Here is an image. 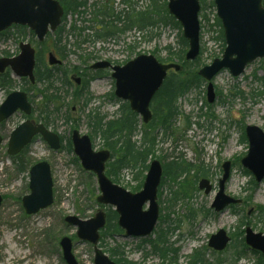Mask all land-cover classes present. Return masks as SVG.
<instances>
[{
    "label": "rangeland",
    "instance_id": "374dc122",
    "mask_svg": "<svg viewBox=\"0 0 264 264\" xmlns=\"http://www.w3.org/2000/svg\"><path fill=\"white\" fill-rule=\"evenodd\" d=\"M123 1L90 0L89 14L68 16L63 24L65 28L61 34V42H57L58 32L52 34L51 40L47 42L50 51H54L56 46L66 48L65 59L54 52L63 61V69L67 70L66 78L72 85L63 86L61 80L65 81V75L54 71L55 88L60 90L58 96L64 106L48 120L49 129L64 137L65 145L75 128L92 139L95 151L106 149L102 136L93 131V122H90L88 115L96 113L107 122L120 114L123 102L114 95L115 81L111 77L112 72L97 71L101 73L97 74L91 66L103 61L123 66L140 55H152L159 61L168 63V49L171 48L173 54L182 49L179 44L182 29L160 22L149 29V33L135 28L118 33L108 40H97L94 35L102 31V26L98 19L93 20V4L98 3L96 9L110 5L115 13L126 11L130 14L142 12L148 6L147 0H130V5ZM205 14L211 25L216 11L207 7ZM73 25L77 29L91 28L84 30L80 37L77 31L76 34L71 32ZM209 25L206 21L200 22V47L203 54L200 56L199 70L223 56V43L218 40L217 29H211ZM84 38L89 41L80 44ZM22 41L38 49V41L30 30H26L20 38H17L13 30L8 36L0 38V58L7 54L11 57L18 55ZM48 52L44 54L46 64ZM185 75L186 73L181 76ZM72 78H82L89 82L87 93L79 101L77 97L80 90ZM260 78H264L263 59L249 65L240 77H233L228 70L216 76L212 80L216 93L213 104L207 102L206 81L179 100V116L172 120L171 127L167 131L159 128L154 133V153L149 157L147 165L154 159L160 161L163 167L178 161L192 165L194 172L175 182L163 175L158 190L160 218L155 232L143 239L128 238L124 231L107 235L102 249L109 257L112 256L110 251H115L119 256L112 259L115 261L121 258L124 261L122 264H187L189 257L201 250L206 252V257L214 264H218L216 259L221 264H236L234 245H238L242 238L244 240V236L239 239V233L248 226L256 233H264V220L260 218L259 210V207H264V180L252 191V177L245 174L241 165V159L247 155L249 148L244 138L246 127L256 126L264 131V81L258 80ZM12 79L16 82L15 86L0 88V105L10 93L25 91L29 87L28 81L15 77ZM42 89L43 84H39L28 92L29 97L34 99L32 104L35 110L30 119L36 122L44 120L40 109H36L41 104L42 97L38 91ZM25 119L22 113H17L0 126V135L4 139L0 147V195L3 198L0 207V264H66L59 246L64 237L72 240L73 254L78 264H94L93 247L79 240L76 236L77 228L66 224L64 219L77 216L82 220H89L102 208L105 211L113 208L101 207L97 203L100 195L97 180L82 169L73 153L66 150L53 151L38 137L19 156L8 155L10 135ZM139 123L143 125L141 118ZM134 141L138 146L141 145V128ZM227 161L231 162L232 170L226 184V195L241 200L242 203L236 209L229 208L223 213H216L211 205L218 192V182L223 173L222 164ZM39 162H47L51 167L54 203L35 215H27L22 199L29 194V169ZM197 170L200 174L196 178ZM146 175L147 169H126L120 173L118 182L115 183L132 192V188L144 182ZM201 179H207L214 186L211 194L206 195L198 189ZM187 186L190 188L186 190V197L172 200L175 191ZM193 186L195 189H191ZM147 208L148 205L145 206ZM244 216L245 227L242 228L240 220ZM116 223L117 220L114 221ZM160 226L169 231L168 242L176 250V254L172 253L166 260L151 253L150 245L144 242L154 239ZM223 229L232 237L233 246L229 245L226 251L213 257L208 248L209 239ZM237 264H257V260L249 249Z\"/></svg>",
    "mask_w": 264,
    "mask_h": 264
},
{
    "label": "water",
    "instance_id": "95a60500",
    "mask_svg": "<svg viewBox=\"0 0 264 264\" xmlns=\"http://www.w3.org/2000/svg\"><path fill=\"white\" fill-rule=\"evenodd\" d=\"M216 14L220 19L226 48L221 59H215L211 65L204 66L199 76L208 82L207 102L213 104L216 94L212 80L223 70H228L233 77H240L246 68L258 59H264V0H214ZM169 14L172 15L183 29V37L188 41L187 62L195 61L200 55V0H169ZM64 10L57 0H0V33L14 25L27 27L33 31L39 42H43L51 32L57 31L62 23ZM19 55L0 58V74L8 69L18 79H28L35 84L36 49L31 44L22 42ZM50 66L62 64L53 53L47 58ZM93 70H112L115 80V97L128 102L131 110L136 113L144 124L151 122L153 114L150 106L170 70L181 71L176 63L163 64L152 55H140L124 66H113L107 61L91 66ZM77 84L80 79H74ZM26 117L32 114V104L23 91H14L0 105V125L16 113ZM249 143L247 155L241 160L242 166L255 178L257 183L264 179V131L256 126L246 128ZM36 136H40L54 151L61 148L60 136L43 124H35L25 120L10 135L7 153L19 155ZM4 140L0 135V146ZM74 154L82 168L95 175L100 191L97 202L115 208L118 214V225L125 231L128 238H146L153 234L160 217L158 190L162 181L163 166L158 160L151 161L141 191L132 193L116 185L106 175V164L111 159L109 150L96 152L91 138L74 130L71 134ZM231 162L223 163V175L219 180V191L211 205L216 213H223L231 205L241 203L226 195V183L231 175ZM198 188L206 195L212 193L213 185L202 179ZM30 194L22 200L27 215L37 214L47 209L54 202L53 180L51 168L47 162L33 165L29 171ZM3 198L0 195V207ZM148 204V209L144 207ZM68 225L77 228V237L93 246L94 264H116L99 248L100 232L107 223L105 211L99 210L89 220L77 216L65 218ZM231 238L225 230H220L210 237L208 246L215 252L224 251ZM245 243L254 251L264 254V234L255 233L252 228L245 230ZM63 259L66 264H78L73 255V243L68 237L60 241Z\"/></svg>",
    "mask_w": 264,
    "mask_h": 264
},
{
    "label": "trees",
    "instance_id": "16d2710c",
    "mask_svg": "<svg viewBox=\"0 0 264 264\" xmlns=\"http://www.w3.org/2000/svg\"><path fill=\"white\" fill-rule=\"evenodd\" d=\"M58 1L62 5L65 12L63 24L66 23L68 16H82L84 14H89L90 0ZM147 1L148 6L142 12H133L132 14L128 12L126 13V11L115 13L113 7L110 5L108 7L103 6L101 8L96 9L98 3L93 4V11H91L94 16L93 20L98 19L100 26H102V31L97 32L94 37L97 40H108L115 37L118 33H125L135 28L140 32L149 33V29H153L159 22L164 23L167 26L172 25L178 30H181L179 23H177L175 19L169 15L167 9L168 0ZM200 1L202 4L203 12V14H201V20L202 22L206 21L209 25L210 19L205 14V12L207 10V7L215 9V5L212 0L209 2L207 0ZM123 3L130 5V0H124ZM212 22L213 23L209 25V27L211 29H217L218 40H221V42L223 43L224 50L225 39L222 24L215 15ZM64 28L65 27L63 26L59 29V32L57 34V42H61V34L63 33ZM88 28L91 27L77 29V26L73 25L71 27V32H74V34H76L77 31L78 36L81 37V33ZM13 30L15 31L17 38H20V36L25 33L27 28L13 27L4 33H1L0 38L8 36L9 33ZM31 34L33 35V33ZM51 38L52 36L50 35L44 43H42L41 45L39 44L40 46L38 45L37 65L35 70L36 83L34 85H31L29 83V87L25 90L26 92H30L34 90L39 84H43V89L38 91L39 95H41L42 97L40 104L42 108H40L39 105V107H37L36 109H40L42 117L44 119L38 122L43 123L46 127H48V120L53 116V114H56L64 106L62 99L58 96L60 90L55 88L54 71L62 72L63 75H65V81L61 80L63 86H65V84L72 85V83L66 78L67 70L63 69V66L49 67L45 62L44 54L46 51L50 52L47 47V42H49ZM88 41V39L84 38L80 42V44H83ZM179 44L181 45L182 49L176 54H173L171 52V48L168 49L170 56L167 60L168 63L177 62L181 65L182 70L178 74L171 72V74L164 82L163 87L155 96L151 105V109L153 112V121L149 125H140L139 117L134 112H132L128 103L121 104L119 116L107 122L103 117H100L96 113L88 115L90 122H93V131L95 132V134H100L102 136L104 140V147L110 150L112 153L111 160L107 164L106 173L110 178H113L114 182H118V177L120 173L126 169H140V171L145 169L148 170V159L150 156L153 155L156 143V137L154 135L155 131L159 128H163L164 131H167L171 127L172 120L179 116V110L177 107L179 100L183 96L188 94L190 90L198 88L200 85L203 84V80L198 75L199 65L201 62L200 57L194 62H187L185 60V53L188 49V42L183 38L182 35H180ZM54 51L61 55L63 59H65V47L59 48L56 46ZM202 54L203 51L201 50V55ZM6 57H11V55L7 54ZM184 73H186V75L182 77L181 75ZM258 80L264 81V78H260ZM23 81L27 82V80ZM88 84V81H83V86L80 89L77 101L82 99V97L85 96V93H87ZM15 85L16 82L14 81V79H12V74L10 71H7L4 75H0V88L13 87ZM30 100L32 103H34L33 98H30ZM34 113L35 110H33V114ZM139 128L142 129V142L140 146H138V144L134 141L135 135L138 132ZM61 139V150H66L69 153H73L70 138L67 139L66 145L64 144L65 138L61 137ZM75 161L78 162L77 158H75ZM191 172H194L192 170V165L184 162L179 163L178 161H173L170 165L164 166V177L174 182L182 176H188V174ZM199 172L197 170L196 178L198 177V174H200ZM245 174L251 177V175L247 171H245ZM202 176H205V174H203ZM142 184L138 185L135 188H132L131 191H140L142 188ZM250 185L252 187V191H254L258 186L253 178H251ZM188 188L190 187L187 186L183 190L180 189L175 191L173 193L174 196L172 200H179L183 197H186L188 195V191H186ZM191 189H195V187L193 186V188ZM236 207L237 206H231V209H236ZM259 210L261 211L260 218L264 220V207H259ZM117 218L118 216L115 211H108V224L106 229L103 230L101 233V248L102 244H105V238L107 237V235L111 233H122V231L117 227V225L113 224V222L116 221ZM245 219L246 216H244V218L240 220L242 228L245 227ZM168 234L169 231L162 229L160 226V229L156 232L154 239L144 241L146 244L150 245L151 253L156 254L162 260L169 259V256L172 253L176 254V250H174L171 247V244L168 242ZM243 236L244 230L239 233V239ZM237 244L238 245H234L236 247L234 253V256L236 258V264L247 255V247L243 242V238L238 241ZM110 252L112 254V256H110L111 258L119 254L115 251ZM216 255V253L212 252L213 257H215ZM254 255L257 257V264H264V255H259L258 253H254ZM206 256L207 254L205 251H195L194 254L189 257V262L187 264H214ZM215 261L218 264H221L220 260L216 259ZM115 262L116 264L124 263L121 258L115 260Z\"/></svg>",
    "mask_w": 264,
    "mask_h": 264
},
{
    "label": "flooded vegetation",
    "instance_id": "af4514ba",
    "mask_svg": "<svg viewBox=\"0 0 264 264\" xmlns=\"http://www.w3.org/2000/svg\"><path fill=\"white\" fill-rule=\"evenodd\" d=\"M224 31V30H223ZM225 39V38H224ZM96 73H98V72H96ZM84 77V76H83ZM78 87H79V90L82 88V86H83V79L81 78L80 79V83L77 85ZM74 90H76V89H74ZM26 120H31V119H26ZM32 122H34L33 120H31ZM4 123H6V122H4ZM4 123H2V124H4ZM1 124V125H2ZM0 125V126H1ZM38 137H35L34 139H33V141H35L36 139H37ZM43 139V138H42ZM44 140V139H43ZM46 142V141H45ZM47 143V142H46ZM8 144H9V142H8ZM30 146V145H29ZM29 146L28 147H26L20 154H22L23 152H25V151H27V149L29 148ZM7 149H8V147H7ZM51 149V148H50ZM72 149H73V147H72ZM74 151V150H73ZM19 154V155H20ZM19 155H17V156H19ZM17 156H12V157H17ZM32 167V166H31ZM31 167H30V169H31ZM30 169H29V171H30ZM51 176H52V174H51ZM52 180H53V178H52ZM113 180V179H112ZM53 187H54V183H53ZM99 188V187H98ZM100 192V191H99ZM29 194H30V189H29ZM28 194V195H29ZM27 196V195H26ZM53 196H54V191H53ZM25 197V196H24ZM23 197V198H24ZM23 200V199H22ZM54 203V202H53ZM98 203V202H97ZM99 204V203H98ZM53 205V204H52ZM51 205V206H52ZM99 205H101V204H99ZM22 206H23V203H22ZM50 206V207H51ZM102 207V206H101ZM23 209H24V207H23ZM103 209V211H105V209L104 208H102ZM111 210H113V209H111ZM24 211H25V209H24ZM105 213H106V215H107V223H106V226H105V228L103 229V230H105L106 229V227H107V224H108V211L106 210L105 211ZM25 214H26V211H25ZM117 214V213H116ZM118 215V214H117ZM119 217V216H118ZM113 224H114V222H113ZM116 225H117V227L120 229V227H119V225H118V218H117V223H116ZM102 230V231H103ZM121 230V229H120ZM232 238V237H231ZM60 244V243H59ZM61 248V247H60Z\"/></svg>",
    "mask_w": 264,
    "mask_h": 264
}]
</instances>
